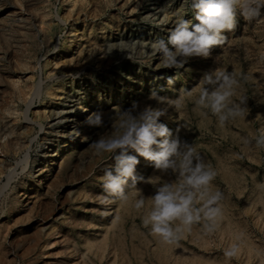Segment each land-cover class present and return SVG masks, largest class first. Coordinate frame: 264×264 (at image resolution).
<instances>
[{
    "label": "rangeland",
    "instance_id": "374dc122",
    "mask_svg": "<svg viewBox=\"0 0 264 264\" xmlns=\"http://www.w3.org/2000/svg\"><path fill=\"white\" fill-rule=\"evenodd\" d=\"M183 8V0H0V264H264V146L254 139L264 135V15H238L210 56L162 68L151 46ZM210 71L242 74L233 97H246L242 114L224 127L193 110ZM153 91L166 102L183 97L184 107L159 104ZM133 101L168 108L160 121L216 170L221 215L211 233L201 221L165 242L143 225L156 186L176 177L134 150L126 198L104 191L113 160L94 143ZM96 111L103 123L90 126Z\"/></svg>",
    "mask_w": 264,
    "mask_h": 264
},
{
    "label": "clouds",
    "instance_id": "9594fccd",
    "mask_svg": "<svg viewBox=\"0 0 264 264\" xmlns=\"http://www.w3.org/2000/svg\"><path fill=\"white\" fill-rule=\"evenodd\" d=\"M183 4L167 39H160L151 46L152 54L159 55L162 68L181 69L191 57L210 56L212 47L223 43L224 32L235 28L238 15L246 21L264 15V0H183ZM187 13L191 18H185ZM167 20L165 17V22ZM135 62L147 65L148 59ZM241 75L228 71L205 73L199 94L192 101L193 110L203 116H215L220 127L240 116L246 97H241L239 102L233 97ZM174 82L173 77H168L169 84ZM150 99L159 104L169 103L177 109L184 107L183 97L166 102L161 100L159 91L151 92ZM167 110L147 104L141 106L139 101H133L119 113L112 133L97 140L94 148L97 154L108 152L112 156L113 164L103 176V189L111 196L126 198L125 187L130 178L133 184L136 182L135 167L139 160L130 150L154 162L161 173L171 172L176 177L174 182L156 186L151 205L142 217L143 225L150 226L153 235L171 242L201 221L203 230L211 233L221 215L218 202L222 193L212 190L211 182L217 172L211 164L205 162L196 147L174 135L167 124L160 121ZM85 122L99 126L103 123V113H91ZM254 139L258 147L264 146V135ZM251 142V138L242 139L244 144ZM106 202L101 200V203ZM144 206L143 198L137 199L134 205L137 210ZM234 254L231 249L226 251L227 256Z\"/></svg>",
    "mask_w": 264,
    "mask_h": 264
},
{
    "label": "bare ground",
    "instance_id": "6f19581e",
    "mask_svg": "<svg viewBox=\"0 0 264 264\" xmlns=\"http://www.w3.org/2000/svg\"><path fill=\"white\" fill-rule=\"evenodd\" d=\"M155 11H156V10H155ZM159 19H160V18H159ZM157 22L160 23V24L158 25V27H163V25L161 24V21H160V20L157 19ZM155 27H156V25H155ZM141 30H142V29H141ZM151 62H152V61H151ZM71 121H72V122L75 121L74 117L71 118ZM67 125H68V124H67ZM3 188H4V186H2V187L0 188V195H1L2 191L4 190Z\"/></svg>",
    "mask_w": 264,
    "mask_h": 264
}]
</instances>
